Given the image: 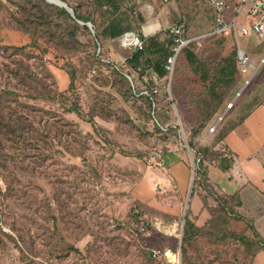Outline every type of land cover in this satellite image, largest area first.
I'll return each mask as SVG.
<instances>
[{
    "label": "rangeland",
    "instance_id": "1",
    "mask_svg": "<svg viewBox=\"0 0 264 264\" xmlns=\"http://www.w3.org/2000/svg\"><path fill=\"white\" fill-rule=\"evenodd\" d=\"M67 1L101 24L92 0ZM117 1L136 22L134 32L145 49L151 38H157L158 43L171 39L168 29L180 21L187 25L189 36L203 34L214 21L208 0ZM47 13L50 9L37 0H0V92L18 91L21 101L27 91L34 96H68L70 77L74 76L81 113L66 114L65 105L38 97L30 105L42 110L44 120L64 133V143L40 142L46 145L44 156L51 157L43 162L39 151L21 143V151L30 158L7 157L8 167L1 165L6 156L0 150V264H8V257L14 264H63L69 258L77 264H249L251 252L258 247L253 237L248 238V233L254 236L253 231L234 218L227 222L224 217L215 218L211 209L207 208L214 218L207 225L209 233L197 238L187 254L180 241L191 204L194 169L184 195L178 192L174 173L162 160L183 162L185 169L192 165V153L186 145L189 133L183 128L181 113L188 124L205 117L208 106L213 105L202 101L207 83L200 78L188 80L190 66L182 56L178 64L184 72V83H188H182L181 93L175 95L169 76L166 88L161 90L162 94L168 92V99L160 98L155 111H151L165 118L168 125H178L181 138L161 140L146 102L127 96L110 68L92 59L96 42L97 56L104 64L112 62L130 71L126 61L137 50L122 48V36L95 41L90 22L89 31L77 32L82 47L73 49L66 40L62 44L56 38L55 32L61 34L54 24L59 18ZM155 22L161 28L146 35L144 27ZM207 43L198 60L210 76L219 75V63L235 48L247 50L257 68L254 71L249 67L247 72L240 68L242 76L230 96V104L236 105L227 107L220 116L239 120L251 106L264 101V65L258 68L264 45L258 47L259 38L237 40L235 35L221 43ZM20 48L25 49L17 51ZM17 60L33 74L28 79L33 89L11 74L19 67ZM128 79L134 86L132 76ZM137 82L143 86V82ZM71 101L66 99L64 104L70 106ZM21 112L26 113L23 108ZM64 121L73 126H64ZM215 127L209 130L210 135ZM4 144L10 145L9 141ZM215 206L211 199L210 208ZM174 214L179 217L171 218ZM230 233L241 234L244 240ZM169 252L176 256L175 263Z\"/></svg>",
    "mask_w": 264,
    "mask_h": 264
},
{
    "label": "trees",
    "instance_id": "2",
    "mask_svg": "<svg viewBox=\"0 0 264 264\" xmlns=\"http://www.w3.org/2000/svg\"><path fill=\"white\" fill-rule=\"evenodd\" d=\"M37 1L45 8L50 9V13H54L56 15V19L59 18L63 20L61 21L57 19L55 21L54 24L56 26V30H60L61 32V34L55 32V36L61 41V43L62 40H66V44L70 45L73 49L82 47L81 42L78 40L77 32L78 29L89 31L87 22H90L95 29V41L98 39L112 40L123 36L127 32H134L136 28V22L131 20L129 15L126 13V10L123 11L121 9V5L117 0H92L91 4L96 7L97 11L100 13V19H102L100 25H97L96 18H94V16L90 17L87 16V14L79 12V7H73L67 0L61 1L67 3L68 6L73 9L74 16L69 13L66 8L60 7V5H51L47 0ZM50 13H47L49 17L52 16ZM78 22L80 24H78ZM47 23H49V21ZM178 24L184 25L185 36H187L189 31V29H187V25L181 21ZM21 26L25 28L24 22H21ZM89 33L91 34V32ZM225 39L226 38L212 37L205 40L195 41L187 45L178 55L174 71L170 79L173 93L175 95L177 93L180 94V87L182 83H184L182 78V73L184 72H182L178 61L180 62L182 56H185L186 62L190 66V75L188 76V80L194 81L200 78L203 83H207V95L202 101L213 104L208 106L209 111L204 118H200L196 120V122H191L189 124L187 123L186 118H184V115L181 113V118L184 123L183 128H185V130L187 129L189 133L186 145L191 150L193 157V163L187 170L186 187H188L191 180L192 167L194 169V179L191 191V204L187 212V216L184 219L182 239L180 241L183 249H185L183 251L187 254L189 246L197 238L203 237V235L209 233L207 225L211 222V219H214L213 216L220 219L224 217L226 222L229 218H234L235 221L242 222L245 226L250 227L249 229L253 231L254 236H251L248 233V238L251 239L253 237L252 239L257 241V249L254 252H251V259L249 263L251 264L255 254L261 249H264V239L256 230L254 222L239 210V207L242 205L239 193H235L233 195L220 194L216 186L210 182L208 175L210 166H219L225 172L229 170V165L231 164L229 161L232 159L229 157L230 155L226 153V137L236 127L243 123L257 106L263 104L261 102L251 106V109H249L248 112H246L239 120H231L225 116L219 123H217L220 116L229 106L231 102L230 96L232 92L236 90L240 77L242 76L240 70L241 67L238 62V50L235 48L230 55L221 60L218 65L219 75H215V77H213V75L210 76V71L205 68V64H202L198 59L207 46V41H210V43H221ZM93 44L95 48V51L92 53L94 63L110 68L112 73L117 77V85L121 86L120 84H122V86L125 87L127 96L130 95L132 98L137 97L140 101L146 102L148 109L150 110L149 116L153 117L156 121L154 129L156 130L155 133L161 137L159 139L171 140L173 136L180 139L181 135L177 133V130L179 129L178 125H168L165 118L163 119L159 114L155 113L152 115L151 113V111H155L154 107L155 105L157 106L160 98L164 97L168 99L169 97L168 92L162 94L161 90L166 88L169 81L168 77L170 76V73L166 66L167 60L173 55V49L176 46L174 37L172 36L171 39H168L164 43H158L157 38H151V40L148 41L145 50H137L130 58L127 59V66L130 71H126L124 68L112 62H109L108 64L106 62V64H104L105 62L97 56L98 44H96V42H93ZM24 49L25 48H20L17 49V51L20 52ZM17 65L19 66L17 70H11V74L20 79L21 82L29 84L28 79H31L33 74L27 69L21 60H17ZM132 70L138 76V79H135V74H133ZM131 76L134 85L132 87V84L130 85L129 82L131 79H128ZM146 76H150V78L148 79ZM70 78L71 82L69 85H71V87L68 93L71 94L68 96L66 93L60 95L52 93L49 95L34 96L27 91V97L24 101H21L18 91L5 90L0 92V150H4L2 151V155L6 156L3 157L5 158L4 164H1L3 167H8L7 157L13 160H15L17 156H22L23 160L30 158L31 155L27 154L25 150L21 151L24 147L21 146V143L31 147L35 151H39L42 156L40 162H43L46 158L50 157L49 155L44 156L45 152L43 151H45L46 145H43L40 142L43 143L44 140L55 142V140H57L60 143H64L62 140L64 139V133L59 131L57 127L52 125V123L45 121L42 110H38L35 106H31L29 102L37 101L39 99L38 97H41V99L45 101L65 105L66 110L64 113L66 114L75 113L80 115L81 106L79 104V95L76 92V78H74V76H71ZM188 80L184 84H187ZM137 81L143 82V86H138ZM198 82H200V80ZM29 85L33 89V85ZM154 90H158L159 94H155ZM61 97L64 98V100H69L71 98L72 101L70 102V106L64 104V100L60 99ZM235 105L236 104H234L231 109H233ZM21 108H23L26 113L21 112ZM65 123L66 125L64 126H73L71 123ZM92 124L95 125L94 123ZM215 125V130L213 134L210 135L209 130H211ZM4 141H9L10 145H8V147H18V149L8 150ZM162 161H165L167 168H172L175 163L174 160L170 158L166 160L163 159ZM177 184L178 183L176 182V185ZM177 189L179 190V193L184 195L186 194L187 188L185 191L182 187L177 185ZM211 199L216 205L215 207H212L213 209L210 208ZM207 208L211 209L210 213L213 216L209 213ZM178 217V214H174L171 218ZM138 225L139 224H136V227ZM229 235L231 237H235L236 239L244 240V238L241 237V234L230 233ZM174 243H177V239H174ZM74 251L80 254L77 249ZM70 260L71 258L64 261V263L70 262ZM6 261H8V264H14L11 257H8Z\"/></svg>",
    "mask_w": 264,
    "mask_h": 264
},
{
    "label": "crops",
    "instance_id": "3",
    "mask_svg": "<svg viewBox=\"0 0 264 264\" xmlns=\"http://www.w3.org/2000/svg\"><path fill=\"white\" fill-rule=\"evenodd\" d=\"M160 28L161 24L155 22L145 26L144 32L149 35ZM225 144L232 159L230 168L225 172L219 166H210V182L220 194L239 193V210L254 222L264 239V102L226 137ZM174 162L171 170L175 182L184 189L188 168L183 167V162ZM251 264H264V249L255 254Z\"/></svg>",
    "mask_w": 264,
    "mask_h": 264
},
{
    "label": "built area",
    "instance_id": "4",
    "mask_svg": "<svg viewBox=\"0 0 264 264\" xmlns=\"http://www.w3.org/2000/svg\"><path fill=\"white\" fill-rule=\"evenodd\" d=\"M213 11V24L209 31L198 36L186 37L183 24H175L168 29L174 37L176 46L174 53L167 60V70L171 75L174 71L176 59L180 52L190 43L205 40L212 37L230 38L235 35L239 38H259L261 47L264 45V0H208ZM121 47L124 49L133 48L144 50L145 44L137 32L125 33L121 40ZM238 62L243 70L254 68L250 54L243 48L238 49ZM258 68L264 65V57L258 63ZM245 68V69H244ZM257 68H254V71ZM95 72V71H93ZM158 93V90H154ZM64 264H74L67 262Z\"/></svg>",
    "mask_w": 264,
    "mask_h": 264
},
{
    "label": "water",
    "instance_id": "5",
    "mask_svg": "<svg viewBox=\"0 0 264 264\" xmlns=\"http://www.w3.org/2000/svg\"><path fill=\"white\" fill-rule=\"evenodd\" d=\"M47 1H49L50 3H53V4H56V5H62L64 8H66L67 10H68V12L69 13H71L73 16H74V11H73V9L72 8H70L69 6H68V4L67 3H65V2H63V1H61V0H47ZM59 3H58V2ZM62 6H60V7H62ZM82 23V22H81ZM82 24H84V23H82ZM88 25V27L89 28H91L92 27V25L91 24H87ZM233 103V102H232ZM230 104V106H228V108L227 109H230L232 106H233V104ZM226 113V112H225ZM224 115V114H223ZM223 119V116L222 117H220V119H219V122L221 121Z\"/></svg>",
    "mask_w": 264,
    "mask_h": 264
},
{
    "label": "bare ground",
    "instance_id": "6",
    "mask_svg": "<svg viewBox=\"0 0 264 264\" xmlns=\"http://www.w3.org/2000/svg\"><path fill=\"white\" fill-rule=\"evenodd\" d=\"M58 2V1H57ZM59 3V2H58ZM60 6H62V5H60ZM63 7V6H62ZM169 255H170V258H171V260L175 263L176 261H177V259H176V256L172 253V252H169Z\"/></svg>",
    "mask_w": 264,
    "mask_h": 264
}]
</instances>
